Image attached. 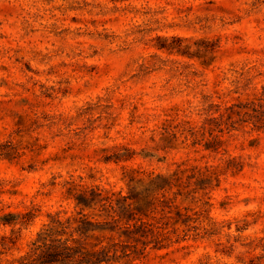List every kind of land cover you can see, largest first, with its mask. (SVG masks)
I'll return each mask as SVG.
<instances>
[{"label":"rangeland","instance_id":"374dc122","mask_svg":"<svg viewBox=\"0 0 264 264\" xmlns=\"http://www.w3.org/2000/svg\"><path fill=\"white\" fill-rule=\"evenodd\" d=\"M263 88L264 0H0L1 259L25 254L50 213L74 210L68 180L119 189L125 165L225 168L233 158L213 195L214 235L141 264L263 254L264 130L244 119L216 156L165 150L158 131L178 113L200 121L208 104L246 103ZM127 148L135 157L116 162Z\"/></svg>","mask_w":264,"mask_h":264},{"label":"trees","instance_id":"16d2710c","mask_svg":"<svg viewBox=\"0 0 264 264\" xmlns=\"http://www.w3.org/2000/svg\"><path fill=\"white\" fill-rule=\"evenodd\" d=\"M202 111L200 121L190 113L165 119L158 129L163 148H203L216 156L227 151L226 144L243 121L264 130V88L246 103H210ZM127 152L114 160H132L135 152ZM234 160L225 168L176 162L169 171L125 165V185L119 189L68 180L65 197L73 201L74 210L50 213L19 258L2 260L6 251L0 249V264H141L154 251L209 239L216 225L211 216L213 195ZM23 218L20 223L27 225L35 215L30 211ZM244 264H264V253Z\"/></svg>","mask_w":264,"mask_h":264}]
</instances>
